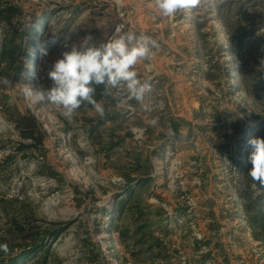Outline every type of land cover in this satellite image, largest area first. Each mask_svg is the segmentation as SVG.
<instances>
[{"label":"rangeland","instance_id":"1","mask_svg":"<svg viewBox=\"0 0 264 264\" xmlns=\"http://www.w3.org/2000/svg\"><path fill=\"white\" fill-rule=\"evenodd\" d=\"M10 7L0 16V244L10 250L0 263L37 243L21 264H264V235L245 210H264L247 175L249 141L264 138V0H212L174 17L152 0H0ZM117 28L158 43L136 66L151 85L142 102L97 86L104 116L85 102L66 117L26 95L53 86L48 72L73 44L91 35L99 46Z\"/></svg>","mask_w":264,"mask_h":264},{"label":"clouds","instance_id":"2","mask_svg":"<svg viewBox=\"0 0 264 264\" xmlns=\"http://www.w3.org/2000/svg\"><path fill=\"white\" fill-rule=\"evenodd\" d=\"M212 0H152V6L163 17H174L178 12L207 7ZM223 2V0H220ZM92 36H86L79 44H73L64 51L52 65L48 77L53 82L49 89L34 90L25 86L26 95L33 102H47L62 110V114L71 117L85 102L104 116V108L94 99L97 86H103L105 95L125 94L127 101L142 102L145 94L151 91L147 81H141L136 66L158 48L155 39L134 31L122 32L119 28L106 42L96 46ZM55 42L54 40L52 41ZM44 55L46 48L42 49ZM4 83L8 81L5 79ZM152 123H155L153 121ZM252 165L248 176L264 189V138H252L249 141ZM0 251L9 254L7 244H0Z\"/></svg>","mask_w":264,"mask_h":264},{"label":"trees","instance_id":"3","mask_svg":"<svg viewBox=\"0 0 264 264\" xmlns=\"http://www.w3.org/2000/svg\"><path fill=\"white\" fill-rule=\"evenodd\" d=\"M11 10H13L12 7L5 8V9H0V16L1 15H4V12H7L5 15H9L10 12H11ZM100 97H101L100 94H97V95L94 94V99L96 101ZM173 125H174V128H175L176 132L178 133V128L179 127H178V125H177V123L175 121L173 122ZM249 155H250V153L247 154L248 158H249ZM148 179L149 178L145 177L143 179V182L146 181V180H148ZM128 194H131V190L128 191ZM245 210H246L247 215H249V219L250 218L252 219L251 221L253 222V226L256 227V228H261V231L259 230V232H258L257 235L258 236H260L261 234L264 235V210L259 211L258 213L255 214V216H251V208L250 207L246 206L245 207ZM40 247H41V244H37L36 243L35 245H32L31 247L28 248L29 250H27L26 252H24L23 254H21V256L19 257V259L21 260L24 255H26L29 252H31V253L32 252H35ZM19 259H16V257L12 256V260H8V262L5 263V264H21L20 263L21 261ZM45 261H46L45 258H43V264L46 263ZM0 264H4V263H0Z\"/></svg>","mask_w":264,"mask_h":264}]
</instances>
